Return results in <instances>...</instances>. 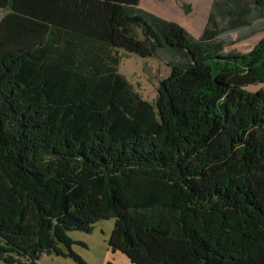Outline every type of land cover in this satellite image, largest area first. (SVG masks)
<instances>
[{
	"label": "trees",
	"instance_id": "1",
	"mask_svg": "<svg viewBox=\"0 0 264 264\" xmlns=\"http://www.w3.org/2000/svg\"><path fill=\"white\" fill-rule=\"evenodd\" d=\"M140 3L0 0V261L86 264L68 232L114 219L133 264H264V91L237 82H264V42L225 53L215 23L250 9L214 0L196 39ZM122 51L171 68L154 104Z\"/></svg>",
	"mask_w": 264,
	"mask_h": 264
},
{
	"label": "rangeland",
	"instance_id": "2",
	"mask_svg": "<svg viewBox=\"0 0 264 264\" xmlns=\"http://www.w3.org/2000/svg\"><path fill=\"white\" fill-rule=\"evenodd\" d=\"M222 4H230L231 0H220ZM246 5L250 12L246 21L248 25L238 32L228 30L231 17L222 12L229 8L225 5L215 13L216 28L222 32L219 41L228 44L225 53H247L255 50L264 42V8L256 6L251 0H239ZM214 0H141L140 7L144 11L155 14L167 21L176 23L180 32L200 39L209 26L210 14L213 11ZM6 12L0 10V23L5 19ZM210 29H215L212 26ZM257 30L254 35H248L251 30ZM119 73L124 75L133 89L149 103L154 104L158 99L161 83L170 75L171 68L158 58L142 59L135 54L122 51ZM248 92L262 93L264 82L237 80ZM115 220H102L93 226L92 233L69 231L68 237L75 243L72 252L86 264H133L121 252H114L109 247ZM65 252L68 249L60 246ZM0 264H6L0 261ZM36 264H77L71 258L59 257L55 253L42 254Z\"/></svg>",
	"mask_w": 264,
	"mask_h": 264
}]
</instances>
